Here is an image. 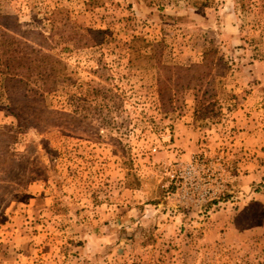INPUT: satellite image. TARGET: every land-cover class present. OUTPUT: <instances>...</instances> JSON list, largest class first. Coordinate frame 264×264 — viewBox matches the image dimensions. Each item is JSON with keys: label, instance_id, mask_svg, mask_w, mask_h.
I'll list each match as a JSON object with an SVG mask.
<instances>
[{"label": "rangeland", "instance_id": "374dc122", "mask_svg": "<svg viewBox=\"0 0 264 264\" xmlns=\"http://www.w3.org/2000/svg\"><path fill=\"white\" fill-rule=\"evenodd\" d=\"M0 264H264V0H0Z\"/></svg>", "mask_w": 264, "mask_h": 264}]
</instances>
